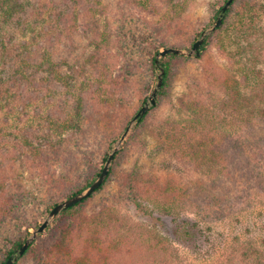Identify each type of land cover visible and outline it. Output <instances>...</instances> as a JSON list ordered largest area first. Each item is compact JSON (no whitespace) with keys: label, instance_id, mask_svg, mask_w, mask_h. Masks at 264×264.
Here are the masks:
<instances>
[{"label":"trees","instance_id":"16d2710c","mask_svg":"<svg viewBox=\"0 0 264 264\" xmlns=\"http://www.w3.org/2000/svg\"><path fill=\"white\" fill-rule=\"evenodd\" d=\"M237 1L222 25L207 36L201 55L182 56L185 61H202L215 46L227 56V67L211 62L206 84L190 82L188 88L196 93L189 92L188 101L177 105L170 82L172 58L181 56L164 57L166 72L157 104L115 156L116 162L129 145L147 151L144 131L151 114L163 108V97L168 98L178 118L167 121L166 127L159 124L158 153L182 161L184 177L163 179L164 168L158 173L136 163L122 186L126 194L119 192L98 213H88L86 204L107 184L113 166L100 189L57 216L55 226L64 221L61 235L49 245L36 239L15 264H191L185 250L201 251L206 242H213L214 222L252 206V194H264V43L255 49L264 33V3L243 0L236 5ZM189 2L0 0V230L22 210L30 193L24 180L38 177L47 186L55 185L58 177L66 181L72 175L58 176L60 169L74 171V157L84 155L86 147L105 148L107 154L146 103L150 86L131 88L137 63L124 53L129 46L124 23L153 18L149 42L154 40L157 46L152 69L160 70L156 60L161 48L171 47L172 41L178 47L198 41H187L182 32ZM137 96L141 104L129 112ZM172 120L192 125L177 129ZM197 124L212 127L196 136L192 129ZM101 172L66 193L47 213L90 186ZM130 207L149 220L136 222L125 215ZM184 208L192 210L193 217L184 216ZM171 215L176 226L168 232L162 219ZM30 235L28 231L7 239L0 264ZM241 240L236 247L229 245L223 264H264V248Z\"/></svg>","mask_w":264,"mask_h":264},{"label":"rangeland","instance_id":"374dc122","mask_svg":"<svg viewBox=\"0 0 264 264\" xmlns=\"http://www.w3.org/2000/svg\"><path fill=\"white\" fill-rule=\"evenodd\" d=\"M225 1L226 0H190L185 8L184 18H182L181 21V26L183 25V27L186 29H183L182 32L185 33L187 41H193L194 38H198L197 40H199L205 30L213 28L217 21L216 12L226 3ZM260 1L261 3H264V0ZM242 2L244 1L238 0L236 5ZM150 21H153V18L150 16H142L140 19L126 21L124 23L125 25L123 26L124 31L126 32L122 31L123 33H126L127 39L129 40L127 41L129 42V46L126 45L127 51H124V53H127L129 56H131V59L134 60V63H137V69L135 70L136 74L133 77L134 80L131 84V88L135 89L139 86H150V94L146 102L149 100L158 83V75L160 73V70L153 71L152 69V57L155 53V45L157 46V43H155L154 40L151 44L149 42ZM214 31L209 35H212ZM260 43H264V33H262V35L259 37V43L256 41L255 49H258ZM172 44L173 45H171V47H177L186 50H192L193 48L191 42L187 45H180L181 47H178L177 42L172 41ZM262 46H264V44ZM164 48L167 47H163L160 50ZM118 52L120 53V51ZM179 56L181 57L172 58V61L174 62V74L170 82V86L172 87L170 90L171 96L173 97L172 102L177 105L180 103V100L188 101L190 97L189 92L196 93L188 88L190 82L193 80H199L201 82L204 81V83L207 82L206 72L209 66L212 64L211 62L216 61L221 64L222 67H227L226 65L228 64L227 56L225 54H220L219 49L215 46L207 51L204 60L202 61L194 59L185 61L184 57L186 56ZM262 61L264 62V58ZM196 95H198V93ZM141 101L142 100L140 96H137L130 104V108L128 109L129 112H133L138 109ZM163 103V108L157 109L151 114L152 119L144 131L143 136L149 141L147 151L143 152L144 149L141 151L137 145H129L124 149L125 153L121 155L119 160L115 162L114 159L112 167H115V172L111 174L104 188L96 192L92 198L89 199L88 203L86 204L88 213H98L100 208L107 205L113 196L120 194L119 192H121V194H126V191L123 189L124 185L126 184V177L132 172L136 166V163H139L140 166H144V169L148 171H151V168L153 167L152 171L158 173H160L161 169L164 168L162 172L163 179L178 180L184 177V175L182 176V173L184 172L183 169H185V165L182 161H179L178 163L176 157L169 154L158 153V146L162 144V141L158 138L159 136H156V133L158 132L157 129H160L159 124H161V126L165 124L166 127L167 121L178 118L176 117L177 111L174 110L171 99L163 97ZM189 117V115H186L185 119L190 120ZM209 117H212V115H209ZM191 125V121L188 122L187 120L186 122L180 124H177L176 122L172 123V126L176 127L177 129H181L182 126ZM211 127L212 126L210 125L205 126L202 124H197L196 128L194 127V129H192V132L194 130L193 134L198 136L201 135L200 132L202 130H209ZM137 128L138 123L133 125L129 135L138 133ZM138 135L140 137L141 134ZM127 137L126 140L121 144L118 152L124 147V144L128 139ZM120 140L121 137L107 154L104 152L105 148H84V155L78 154V156L74 157V160L76 161V167L74 171H67L66 169H60L58 171V176L63 177V174L72 175L66 176L68 177L66 178V181H62L58 177L57 183L55 185L47 186L46 184L41 183V179L38 177L33 180H24V183L30 189V193L28 194V197L24 199L22 210H19L14 218L8 219L0 230L1 252L6 251L8 247V243L6 242L7 239L25 236L28 231L31 232V235L29 236L31 237L33 232L37 230L46 220L47 215H49L47 212L55 202H58L60 198L64 197L66 193L72 191L73 188L77 187V185L83 186L86 181L94 176L96 172L103 170L110 153L118 146ZM165 148L168 149V147ZM169 164H173L175 166L177 165L176 169L171 168L167 170L166 166L168 167ZM263 195L264 194L257 197V194H252L250 196L251 202L253 204L252 206H243V208L238 209L237 212H233L227 218L214 222L212 224L213 242H206L205 247L203 245L201 251L192 249L185 250L188 258L187 260L191 264H223V260L227 255L229 245H233L234 247L238 246L237 244L239 239H242L241 242H258L262 248H264ZM183 211L184 212L182 214L184 216L188 215L189 217H193L192 210L189 208H184ZM124 212L125 215L132 216L133 220L136 222L149 220L147 219L148 217L137 216L136 210L131 207L127 208ZM54 221L50 224V226L54 224ZM63 222L57 226L54 224L52 232H47V229L50 227L49 226L44 232L47 233L45 236H42L44 234L43 233L37 237L39 243L45 242L47 245H49V242L51 243L53 240L57 239L62 234L61 227L63 226ZM162 224L168 232H171L176 226V218L172 215L166 216L162 219ZM1 252L0 261L2 260Z\"/></svg>","mask_w":264,"mask_h":264},{"label":"water","instance_id":"95a60500","mask_svg":"<svg viewBox=\"0 0 264 264\" xmlns=\"http://www.w3.org/2000/svg\"><path fill=\"white\" fill-rule=\"evenodd\" d=\"M235 0H228L224 7L221 10L220 16L217 18V21L212 29L205 30L200 39L194 44L192 50H186L182 48L177 47H168L164 48L160 51L156 64L160 68V73L158 75V83L150 96L149 100L146 102V104L140 109V111L136 114L134 119L132 120L131 124L129 125L126 132L121 137V140L118 144V146L113 149V151L110 153L108 160L99 175V177L86 189H84L82 192L76 194L75 196L61 202L56 205L52 211L47 215L46 220L42 223V225L33 232L32 236L29 237L24 245L19 249V251L15 254H13L4 264H15L23 255L26 254L28 249L31 247V245L34 243V241L37 239V237L41 234H43L46 229L50 226V224L59 216L64 210L69 209L73 207L74 205L82 202L83 200L91 197L98 189H100L105 182L107 181V177L110 174L113 161L115 159L116 153L120 149L121 144L126 140V137L129 135L130 131L132 130V127L134 124L138 123L140 119H142L150 110L152 107H154L157 104L158 95L159 92L164 84V76H165V67L164 62L162 59L166 57L169 54H178V55H184L186 57H193V56H200L201 55V48L204 45L206 38L209 34H211L216 28L220 27L223 22V18L226 14V12L230 9L232 4Z\"/></svg>","mask_w":264,"mask_h":264}]
</instances>
